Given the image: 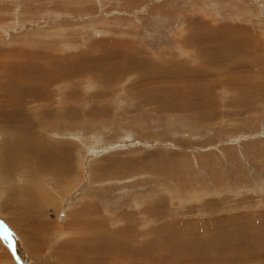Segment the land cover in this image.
Wrapping results in <instances>:
<instances>
[{"label": "rangeland", "instance_id": "1", "mask_svg": "<svg viewBox=\"0 0 264 264\" xmlns=\"http://www.w3.org/2000/svg\"><path fill=\"white\" fill-rule=\"evenodd\" d=\"M0 144V264H264V0H0Z\"/></svg>", "mask_w": 264, "mask_h": 264}, {"label": "bare ground", "instance_id": "2", "mask_svg": "<svg viewBox=\"0 0 264 264\" xmlns=\"http://www.w3.org/2000/svg\"><path fill=\"white\" fill-rule=\"evenodd\" d=\"M144 54V53H143ZM44 70V69H43ZM33 71V70H32ZM47 70H44V71H41V74H43V77L42 79H45L47 81H49L48 83L50 84H59L60 85V82L64 79L63 76H65L66 74L63 72L62 73H58V74H54V75H51L50 76V73L47 74L46 72ZM75 72V71H74ZM72 72V73H74ZM54 73V72H53ZM78 73V72H77ZM78 75V74H77ZM75 73H74V77H75ZM24 83V82H23ZM22 83V84H23ZM18 85L19 86V90H18V94L13 97V99H16L18 100L19 98L21 100H24L26 101L27 100V96H35L37 94V92L39 91H33L32 88L29 89L30 87V84L28 83H25L24 85ZM25 86V87H24ZM53 92H55L54 90H52ZM58 91V90H57ZM48 93V92H47ZM57 93V92H56ZM55 93V94H56ZM59 93V92H58ZM57 93V94H58ZM64 94V93H63ZM62 94V95H63ZM50 96V95H49ZM63 98V97H62ZM73 99H70L69 101L72 102ZM7 103L11 106L13 105L14 101L12 100H9L7 101ZM60 103H62V100L60 101H57V105H60ZM76 103V101H75ZM70 105V104H69ZM79 107V106H78ZM80 110V109H79ZM30 110L27 108L26 109V113L27 114H30ZM49 115V114H48ZM80 115V112H78L77 110V107L75 104H72L71 106H67L66 104H63L61 106H58V108H56L55 110V114L52 116V118H49L50 120H60V119H65L67 121H77L79 120L78 116ZM51 116V115H50ZM42 117V116H41ZM45 117V116H44ZM44 120H42L40 123H42ZM46 138L43 136L41 138H44V142L46 144H51L52 140H49V135H45ZM33 140V137L31 138ZM29 140V136L27 135L26 137H22L20 139V141L18 142H15L13 144V146H15L17 148V150L15 152H19V154H15L13 157H11V164L15 167L19 166L22 164V169H24L25 167H28V165H31L30 163V160L32 158L36 159V164H35V169L36 170H42L43 172L45 173H48V175H54V179L55 181L60 184L61 181H64V178H67L68 177V174H67V171L66 170H69L68 167H66V165L68 164L67 161H68V158H69V154H70V151H71V148L70 149H63L64 147L61 146V147H51V148H44V146L46 147L45 143L44 142H34L33 143V151L30 147V145H26L27 142ZM53 144L55 143V141L52 142ZM41 144V145H40ZM1 145V144H0ZM29 148V149H28ZM53 149V150H51ZM41 151V152H40ZM53 151H56L55 153H53L54 155H52V152ZM36 152V153H35ZM40 153H41V156H40ZM34 156V157H33ZM34 173V172H33ZM32 173V174H33ZM16 174V173H15ZM24 178V181L27 182V184H29L28 180H30L31 176L30 174L29 175H23L22 176ZM29 177V178H27ZM22 178V179H23ZM67 180V179H66ZM48 186V185H47ZM49 190H53L50 185L48 186ZM49 192V191H48ZM52 193V191H50ZM57 192L58 194L61 195L59 189L57 188V191H54V193ZM85 207V206H84ZM85 213V212H84ZM81 220V219H80ZM95 220V219H94ZM82 221V220H81ZM85 221V220H84ZM83 221V222H84ZM92 221V220H91ZM97 221V220H96ZM100 221V220H99ZM110 221V220H109ZM74 222V221H73ZM82 222V223H83ZM103 223V221H101ZM90 223V222H89ZM98 223V222H97ZM100 223V222H99ZM108 223V222H106ZM104 224V223H103ZM77 226V225H76ZM81 228L83 226V224L79 225ZM86 226V225H85ZM83 226L82 228L84 229ZM101 226V224H100ZM103 226V225H102ZM101 226V227H102ZM99 227V226H98ZM73 228V227H72ZM81 228V229H82ZM87 228V227H86ZM108 228V227H107ZM106 228V229H107ZM88 230V229H86ZM94 230H97V229H94ZM93 231V230H92ZM86 232V231H85ZM91 232V231H90ZM99 232V231H97ZM101 232V231H100ZM94 233V232H93ZM89 234V233H88ZM100 234V233H99ZM110 234V233H109ZM90 235V234H89ZM94 235V234H92ZM124 235V234H123ZM101 238L102 235H100ZM107 236V235H106ZM112 236V235H111ZM92 236H90V239H91ZM88 238V237H87ZM100 238V241H102ZM113 238V237H111ZM121 238V236H120ZM123 238V237H122ZM127 238V237H126ZM96 239V237H95ZM129 239V238H128ZM131 239V238H130ZM84 240V239H83ZM99 240V239H96V241ZM109 240V239H108ZM113 240V239H112ZM90 241V240H88ZM99 241V242H100ZM104 241H106L104 239ZM82 242V240L80 241ZM84 242V241H83ZM115 242V241H114ZM87 243V242H86ZM92 242H89L87 243L88 244V248L87 249H84L82 250L83 248L82 247H77L78 249H74L76 250V257H77V260H83L84 262H88V263H92V264H107L109 261L110 263L112 264L115 256H116V251L112 244L109 243V242H106L105 244H96L95 242L93 243L94 245H91ZM101 243V242H100ZM103 243V242H102ZM136 243V242H135ZM140 244V243H139ZM142 244V243H141ZM140 244V245H141ZM82 245V244H81ZM129 245V244H128ZM131 246V244H130ZM128 248V247H127ZM137 248V247H136ZM140 248V247H139ZM144 247H142L143 249ZM138 249V248H137ZM137 249H132V248H128V249H125V250H128V251H133L134 255L137 256L135 257L136 259L140 257V252L139 250ZM141 249V248H140ZM126 253V251L124 252V254ZM139 256V257H138ZM143 256V255H142ZM118 258V257H117ZM75 259V258H74ZM80 262V261H79ZM122 263V262H121Z\"/></svg>", "mask_w": 264, "mask_h": 264}]
</instances>
